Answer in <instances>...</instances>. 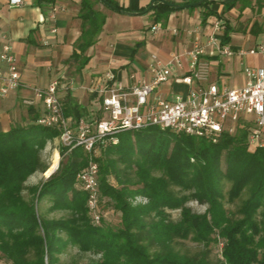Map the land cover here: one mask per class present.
Here are the masks:
<instances>
[{
	"label": "trees",
	"instance_id": "1",
	"mask_svg": "<svg viewBox=\"0 0 264 264\" xmlns=\"http://www.w3.org/2000/svg\"><path fill=\"white\" fill-rule=\"evenodd\" d=\"M104 1L128 11L114 0ZM190 1L196 0L185 3ZM237 1L220 3L221 13L211 9L201 13L202 22L209 15L223 20V43L230 42L233 32L223 16ZM94 2L100 3L80 1L81 33L70 54L78 68L87 62L84 52L105 22ZM214 3L203 1L196 7ZM173 11L155 3L153 21L163 22ZM259 29L257 22L250 28L254 35ZM83 110L66 94V115L78 118ZM30 113L25 124L0 130V258L8 264H60L57 254L68 244L99 256L86 264H264V148L248 150L245 128L234 134L223 132L217 142L156 126L119 133L117 144L95 159L98 198L108 197L120 213L119 225L112 226L103 220L91 222L86 193L76 182L77 173L87 164L81 147L65 153L67 148L60 146L57 169L38 184H25L33 173L47 169L41 152L59 135L57 128L36 123V112ZM110 176L116 186L110 184ZM136 196L146 202L132 204ZM237 199L235 212L228 211L224 202ZM41 200L48 201L50 209L68 214L40 215ZM190 200L204 205L205 211L194 212L187 206ZM175 210L178 217L173 219ZM187 239L204 248L193 253L176 249L178 241ZM219 242L220 257L212 259L208 246Z\"/></svg>",
	"mask_w": 264,
	"mask_h": 264
},
{
	"label": "built area",
	"instance_id": "2",
	"mask_svg": "<svg viewBox=\"0 0 264 264\" xmlns=\"http://www.w3.org/2000/svg\"><path fill=\"white\" fill-rule=\"evenodd\" d=\"M19 3L20 0H9L10 5ZM48 19L54 20V10ZM223 30V20L216 17L210 21L204 39L195 40L183 53L172 52L165 63L152 55L148 79L136 78L131 73L129 77L133 82L124 84L110 71L105 72L92 80L87 88L94 107L78 118L64 113L59 91L67 90L66 81L56 79L44 87H29L42 105L36 123L58 129L57 140L67 148L65 153L78 146L87 155V164L77 173L76 182L86 193V205L93 224L100 220L95 159L102 150L117 144L118 134L123 131L156 126L217 142L223 132L234 134L245 128L248 150L264 148V34L252 45L243 46L223 43ZM54 31L52 28L51 32ZM150 31L156 34L159 26L152 24ZM182 56L188 59L187 69L172 76L173 68L180 67ZM210 56H219L226 61L236 59L243 75L242 85L229 87L211 79ZM0 61L6 66L5 72L0 70V98H3L21 85L17 60L8 43L0 49ZM171 80L185 85L186 93L175 94L171 99L155 94L159 85Z\"/></svg>",
	"mask_w": 264,
	"mask_h": 264
},
{
	"label": "crops",
	"instance_id": "3",
	"mask_svg": "<svg viewBox=\"0 0 264 264\" xmlns=\"http://www.w3.org/2000/svg\"><path fill=\"white\" fill-rule=\"evenodd\" d=\"M80 1L20 0L19 4L10 5L9 0H0V49L4 43L11 46L21 83L18 89L0 98V130L25 124L32 115L31 110L39 117L42 105L34 98L29 87H44L56 79L68 83L67 90L59 91L63 105L65 96L69 93L71 100L80 105L84 109L83 114H86L94 107L92 95L87 91L92 80L109 71L124 84L133 82L129 77L131 73L136 78L148 79V64L152 61V55L159 62L165 63L172 52L183 53L195 40L204 39L210 21L217 17L209 15L202 22V11L211 9L221 13L224 9L222 4L215 2L207 8L178 9L169 13L163 22H154L151 10L145 11L150 0H114L128 11L140 13L128 15L99 9L105 15V22L95 42L84 52V56L88 57L87 62L78 68V63L70 58V54L81 33V20L78 17ZM167 1L185 4L188 0ZM236 7H239L242 15H254L252 19L258 22L260 28L256 36L262 37L264 0H238L224 15L234 13ZM52 10L53 21L48 19ZM152 24L159 26L156 34L150 31ZM128 25H134L144 32L139 33ZM52 28L55 29L54 32H51ZM195 30H199V34L194 33ZM232 35L233 32L231 39ZM208 60L211 63V79L229 87L242 85L243 75L236 59L226 61L219 56H210ZM187 64L188 59L182 56L180 67L173 68L172 76L184 72ZM218 65H221L219 70L216 69ZM226 66H233L239 78L231 77V72H225ZM0 70L6 71V66L1 61ZM186 90L185 85L171 80L159 85L154 91L157 95L171 99L175 94H185Z\"/></svg>",
	"mask_w": 264,
	"mask_h": 264
},
{
	"label": "rangeland",
	"instance_id": "4",
	"mask_svg": "<svg viewBox=\"0 0 264 264\" xmlns=\"http://www.w3.org/2000/svg\"><path fill=\"white\" fill-rule=\"evenodd\" d=\"M94 8L97 10L99 9L104 10L105 12H111L109 8H107L101 3L94 2ZM241 8L242 7H240V9ZM253 16L254 15H251V14H249L248 16L242 15L241 11L239 10V7L237 8V10L234 11V13L225 14L223 16L230 22L231 26H233V35L231 39L232 44L250 46L254 43L255 39L260 38L254 35L250 30L252 23L257 22L256 20L253 21L252 19ZM147 20L149 21V19ZM128 26L129 27L131 26V29L133 30L135 29L138 30L139 33L144 32L143 29L141 30L140 28H136L134 25H128ZM68 61L70 60H67V62ZM216 69L217 70L221 69V65H218ZM224 71L227 73L231 72V75H230L231 77L236 76L239 78V74L238 72L234 70L233 66L232 67L226 66ZM225 80L228 81V79H225ZM60 146L61 145L59 141L57 140V138H55L52 142H48L46 144V147L41 152V160L44 164L47 165V169L43 173L37 171L33 173L31 176H29L25 182L26 185L38 184L45 178V176H47V174L52 169V167H54L56 163L57 164L59 163V160L62 158V155L58 154L57 152ZM137 168L138 166L134 165L133 171H135ZM109 181H110V184H112L113 186H116V182L112 176L109 177ZM227 188H228V185L226 184L224 189L227 190ZM24 195L25 196L27 195L26 192H24ZM131 202L132 204H135L138 202L143 203V202H146V199L142 196H136L132 198ZM239 203H240V199H237L231 203L225 201L224 206L228 211L235 212ZM49 206H50V203L48 201L41 200L38 204V210H39L40 215L47 217V218H58V217L66 216L68 214V212L65 210H56V209L52 210L49 208ZM187 206H189L194 212H197V213L204 212L206 208L204 205L197 203L195 200H190L189 202H187ZM98 211H99L98 214L100 216V220L97 224H99L103 220L105 223L112 225V226L119 225L120 213L113 207L112 201L108 197L103 196V197L98 198ZM171 214H172V218L176 219L178 217V210L172 211ZM221 246H222L221 242H219L218 244H211L208 246L209 256L212 259H216L220 257ZM175 247L181 252H190V253H193L197 250L204 248L202 245L192 242L189 239L178 241ZM57 255H58L60 264H86L89 262L90 259H95L99 257L98 255L95 256L90 253H81L78 251L77 247L71 244H68ZM1 264H8V262L5 259H2Z\"/></svg>",
	"mask_w": 264,
	"mask_h": 264
},
{
	"label": "water",
	"instance_id": "5",
	"mask_svg": "<svg viewBox=\"0 0 264 264\" xmlns=\"http://www.w3.org/2000/svg\"><path fill=\"white\" fill-rule=\"evenodd\" d=\"M203 1L227 4V3L233 2L235 0H196L194 2H189V3H185V4H176V3H173V2H170V1H167V0H150L149 1V5L145 9V11L151 10L155 3H161V4H164V5L168 6V7H173L175 10H178V9H187L189 7L199 6ZM99 2L101 4H103L104 6H106L107 8H109L110 10L121 12V13H124V14L134 15V14L140 13V12H130V11L120 10V9L112 6L111 4L105 2L104 0H99ZM48 176L49 175L45 176V178H47Z\"/></svg>",
	"mask_w": 264,
	"mask_h": 264
},
{
	"label": "bare ground",
	"instance_id": "6",
	"mask_svg": "<svg viewBox=\"0 0 264 264\" xmlns=\"http://www.w3.org/2000/svg\"><path fill=\"white\" fill-rule=\"evenodd\" d=\"M56 165H57V163H56ZM56 165L54 167H52V169L49 171V173L47 175H49L55 169Z\"/></svg>",
	"mask_w": 264,
	"mask_h": 264
}]
</instances>
